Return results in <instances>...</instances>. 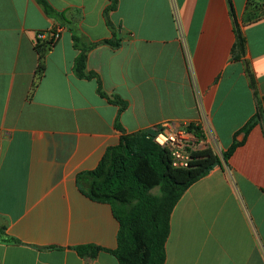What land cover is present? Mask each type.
Returning <instances> with one entry per match:
<instances>
[{
	"label": "crops",
	"instance_id": "obj_1",
	"mask_svg": "<svg viewBox=\"0 0 264 264\" xmlns=\"http://www.w3.org/2000/svg\"><path fill=\"white\" fill-rule=\"evenodd\" d=\"M45 1L98 44L87 59L95 77H77L64 18L38 0H0V264H118L120 224L78 175L124 134L155 136L166 123L201 127L220 156L241 144L174 207L165 264H264L263 118L242 132L264 108V17L247 22L248 0H118L116 48L104 43L115 38L109 0ZM54 27L61 38L33 89L37 36ZM237 29L246 51L235 60ZM80 246L103 250L81 256Z\"/></svg>",
	"mask_w": 264,
	"mask_h": 264
},
{
	"label": "trees",
	"instance_id": "obj_2",
	"mask_svg": "<svg viewBox=\"0 0 264 264\" xmlns=\"http://www.w3.org/2000/svg\"><path fill=\"white\" fill-rule=\"evenodd\" d=\"M46 13L52 17L64 18L57 13L45 0H38ZM118 8V0H109L104 11L106 24L112 30L114 39L104 41L113 47L119 46L116 40L117 31L111 21V13ZM232 9V7H231ZM247 22L253 23L264 17V0H248L246 7ZM233 13V12H232ZM66 21V27L73 32L76 47L80 50L75 61V72L79 78H94L95 74L87 72V59L90 50L98 44H90L78 35V28ZM40 35L44 36L40 38ZM62 29L54 27L47 33H39L36 51L39 63L36 70L33 89L38 86L46 70V55L60 40ZM84 41V42H83ZM246 51V38L236 30V44L233 48V59H240ZM252 81L254 76L249 72ZM99 92L106 95L99 87ZM112 103L124 110L127 105L119 97L110 98ZM245 125L242 132L250 134L263 118L264 108ZM120 128L119 125H117ZM121 129V128H120ZM196 136L202 133L201 127L194 124L186 128ZM153 134L140 131L135 134L123 135L121 143L108 149L99 166L91 172L78 175L83 193L90 199L109 204L120 224L118 246L111 253L117 258L118 264H165L166 243L170 235L171 215L185 191L201 178L206 176L215 165L227 164L236 148L241 144L234 141L231 148L217 155L206 147L198 149L191 157L186 168L175 167L171 153L153 140ZM101 250L95 246L77 248L81 256L95 257Z\"/></svg>",
	"mask_w": 264,
	"mask_h": 264
},
{
	"label": "built area",
	"instance_id": "obj_3",
	"mask_svg": "<svg viewBox=\"0 0 264 264\" xmlns=\"http://www.w3.org/2000/svg\"><path fill=\"white\" fill-rule=\"evenodd\" d=\"M44 36L40 35V38ZM190 137L186 126H177L173 123H166L153 137L155 143L166 148L171 153L175 167H188L192 155L202 147H198Z\"/></svg>",
	"mask_w": 264,
	"mask_h": 264
},
{
	"label": "rangeland",
	"instance_id": "obj_4",
	"mask_svg": "<svg viewBox=\"0 0 264 264\" xmlns=\"http://www.w3.org/2000/svg\"><path fill=\"white\" fill-rule=\"evenodd\" d=\"M188 127V125H186V128ZM202 133V136L201 134L199 136H196V134L194 132H190L189 131V134H190V137H193V141L195 142L196 145H198V147L200 146V144L202 145V147H200V149H203L206 147V136H205V133L201 132Z\"/></svg>",
	"mask_w": 264,
	"mask_h": 264
}]
</instances>
